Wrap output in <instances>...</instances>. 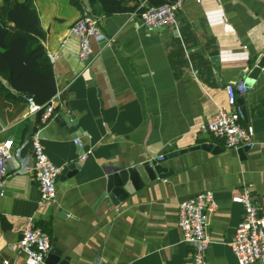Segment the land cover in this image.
Listing matches in <instances>:
<instances>
[{
	"label": "crops",
	"instance_id": "0c3cea01",
	"mask_svg": "<svg viewBox=\"0 0 264 264\" xmlns=\"http://www.w3.org/2000/svg\"><path fill=\"white\" fill-rule=\"evenodd\" d=\"M118 1L129 11L99 16L106 42L93 39L89 61L81 62L70 34L81 14L68 0H34L53 67L54 115L43 124L40 110L30 114L27 99L0 80V142L12 141L0 198V264H29L17 247L29 221L47 231L68 264H191L177 206L204 190L214 195L206 264H239L229 243L242 218V189L264 201V65L232 108L254 140L248 151L226 149L200 126L227 109L224 85L264 58V0H182L177 29L141 26L138 11L149 0ZM34 133L49 160L63 167L51 205L39 203L32 176L21 172L33 166ZM160 154L168 170L162 178L118 206L99 200L108 168Z\"/></svg>",
	"mask_w": 264,
	"mask_h": 264
},
{
	"label": "built area",
	"instance_id": "2783aa9c",
	"mask_svg": "<svg viewBox=\"0 0 264 264\" xmlns=\"http://www.w3.org/2000/svg\"><path fill=\"white\" fill-rule=\"evenodd\" d=\"M200 2L201 0H196ZM182 6V0L174 4L151 6L143 3V11L138 15L141 26L147 29H159L162 27H178V12ZM99 18L90 14H84L70 28V34L79 41L77 57L81 62L89 61L91 57V41L106 42V38L99 30ZM244 48V47H243ZM258 73L261 74L264 65ZM253 63L248 67L247 73L242 77L224 85L227 109L220 108L212 118L200 126L201 131L208 133L215 139L221 140L226 149L237 150L243 147H252L254 140L251 134L243 128L238 121L240 110L234 108L238 97L246 96L256 80H252L250 86L246 80L249 74L258 67L261 62ZM29 113L33 114L43 107L38 106L26 96ZM53 100L44 106L40 120L43 124L50 121L54 115ZM77 147L83 149L80 140H73ZM33 166L26 168L21 166L22 174H29L37 185L40 204H54L56 201V183L63 171L62 166L54 165L44 152L38 133H34L30 139ZM86 157L82 153L81 160ZM163 154L158 155L153 161H162ZM12 159V141L0 142V198H4L5 181L9 177V167ZM214 195L211 190H204L182 200L177 206V227L180 232L181 242L191 248V264H206V252L211 243L208 235V213L214 206ZM242 218L235 226L233 236L229 243L230 249L239 264H264V201L258 204L251 195L249 187H244L240 196ZM51 245L50 238L41 228L29 221L18 240V250L29 264H44ZM8 264V261H4Z\"/></svg>",
	"mask_w": 264,
	"mask_h": 264
},
{
	"label": "trees",
	"instance_id": "16d2710c",
	"mask_svg": "<svg viewBox=\"0 0 264 264\" xmlns=\"http://www.w3.org/2000/svg\"><path fill=\"white\" fill-rule=\"evenodd\" d=\"M177 0H149L151 6L174 4ZM81 17L85 9L80 0H68ZM95 18L129 11L118 0H90ZM143 11L141 7L138 15ZM45 32L34 7V0H0V80L20 96L44 106L56 93L52 62L42 42ZM254 61H250L249 67ZM49 235L47 231L39 226ZM50 238V236H48Z\"/></svg>",
	"mask_w": 264,
	"mask_h": 264
},
{
	"label": "water",
	"instance_id": "95a60500",
	"mask_svg": "<svg viewBox=\"0 0 264 264\" xmlns=\"http://www.w3.org/2000/svg\"><path fill=\"white\" fill-rule=\"evenodd\" d=\"M84 3L87 7L88 13H91L89 1L84 0ZM260 68H262V60L258 64V67L249 74L248 79L246 80L248 86H250L252 80H256L258 78ZM57 118H60V116H58ZM200 148L203 150L211 151L214 154L221 151L218 148H213V146L210 144H204L200 146ZM248 149L249 147H243L238 151L240 154H243L248 151ZM177 154L178 153H174L173 156H176ZM163 160H166V157H164ZM162 161L145 162L137 166L128 168H108L106 176V187L104 192H102L99 200L108 198L112 205L118 206L120 203L124 202L130 196L140 191L150 182L162 178L163 175L168 172L167 168H164L162 166ZM44 264H68L67 258L63 257V252L56 247L55 240H53L51 243Z\"/></svg>",
	"mask_w": 264,
	"mask_h": 264
}]
</instances>
